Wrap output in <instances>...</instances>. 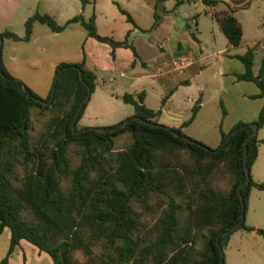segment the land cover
<instances>
[{"label": "trees", "instance_id": "trees-1", "mask_svg": "<svg viewBox=\"0 0 264 264\" xmlns=\"http://www.w3.org/2000/svg\"><path fill=\"white\" fill-rule=\"evenodd\" d=\"M90 1L79 0L80 8ZM201 1L214 5L219 0ZM158 2L154 1L149 29L158 22L155 11ZM119 11L135 26L125 9L119 7ZM233 11L226 4L212 13L228 46H237L242 41L241 26ZM34 21L45 24L51 31L78 22L86 36L109 45L111 58L118 46L127 47L137 57L134 46L127 40L129 29L122 39L100 34L93 12L87 18L77 12L57 23L50 14L34 11L24 19L21 36L6 29L0 30V36L27 40ZM261 25L264 27V22ZM257 46L258 39L243 52L234 54L242 65L241 71L234 74L237 79L255 84L257 91L250 96L262 97V105L253 120H238L226 132L219 128V143L215 147L181 130L198 110L200 93L193 99L189 115L178 126L157 122L160 108L147 107L141 89L120 96L123 102L131 104L130 115L107 125L77 127L86 99L73 119L74 112L86 94V85L89 92L93 88L92 70L85 68L82 61L57 62L51 80L53 93L50 97L49 89L40 98L9 74L0 55V231L4 226L9 231L0 264L7 263L9 253L20 239L45 252L51 264L93 263L92 246L97 242L102 245L103 257L99 259L102 264H219L218 245L222 250L232 230H254L264 238L262 228L245 224L243 218L228 230L241 215L236 186L245 178L243 165L249 172L257 144L263 141L256 136V130L246 137L253 124L256 128L264 124V57L256 70L252 68ZM171 91L160 98L161 104ZM30 107L48 108L52 112L45 129L35 139L29 134ZM220 109L224 114L221 104ZM122 131H127L131 140L114 149L113 138ZM69 146L75 147L78 156L75 164L71 163ZM219 168L229 175L226 189L211 184ZM250 186L264 189V181L249 176L239 188L242 214ZM151 196L153 201H149ZM135 202L157 210L147 227L140 220ZM75 249L86 256L84 262L73 256Z\"/></svg>", "mask_w": 264, "mask_h": 264}, {"label": "rangeland", "instance_id": "rangeland-1", "mask_svg": "<svg viewBox=\"0 0 264 264\" xmlns=\"http://www.w3.org/2000/svg\"><path fill=\"white\" fill-rule=\"evenodd\" d=\"M154 1L91 0L80 8L79 0H21L14 10V5L0 1V30H10L21 36L24 19L35 10L50 14L57 23H63L77 12L84 18L93 12L98 33L122 39L129 29L127 40L138 53L134 58L128 48L118 46L111 58L109 45L86 36L84 27L78 22L51 31L45 24L34 21L27 40L1 37V63L14 79L44 98L51 87L57 62L82 61L85 68L94 72L95 78L75 124L77 127L107 125L130 115L131 104L123 102L120 96L123 92L141 89L144 91L143 103L153 109L160 108L157 122L178 126L187 118L193 99L200 93L198 110L181 130L187 136L215 147L219 143V128L226 132L238 120H253L258 105H262V97L250 96L257 90L255 84L235 77L234 73L241 71L242 65L234 54L243 52L247 45L258 39L252 59L254 70L264 57V27L261 25L264 0H219L213 7L201 0H159L155 8L158 22L149 29ZM226 4L234 8L233 15L241 26L242 41L237 46L227 45L212 14ZM119 7L129 13L135 26L125 19ZM169 89H172L171 93L161 104L160 98ZM29 113V134L35 139L45 129L52 112L48 108L30 107ZM256 136L263 141L257 144L258 155L249 168V176L252 180L264 181V124L256 128ZM130 140V134L122 131L114 136L113 147L122 148ZM68 154L71 163L75 164L78 156L74 146H69ZM211 184L226 189L229 186L227 171L224 168L215 171ZM153 200L151 196L149 201ZM134 207L139 211L144 227L157 214L155 208L141 206L138 202ZM243 222L264 230V189L249 187ZM3 229L7 232L5 227ZM101 252V243H95L92 246L95 261L88 264H102L99 260L103 257ZM40 253L46 263L51 264L50 257ZM222 254L224 264H264V238L254 230L236 228L229 233ZM9 255L8 264H16V254L10 252ZM73 256L80 262L86 260L80 249H75ZM32 257L34 255L30 254L29 264H35Z\"/></svg>", "mask_w": 264, "mask_h": 264}, {"label": "crops", "instance_id": "crops-1", "mask_svg": "<svg viewBox=\"0 0 264 264\" xmlns=\"http://www.w3.org/2000/svg\"><path fill=\"white\" fill-rule=\"evenodd\" d=\"M0 1H4L6 2V5H14V8L13 10L15 9V7H17L19 5V2L21 0H0ZM210 7H213L212 5H210ZM36 11V10H35ZM132 44V43H131ZM127 48V47H126ZM135 49V48H134ZM115 50V48H114ZM113 50L114 52V55H115V51ZM136 51V50H135ZM131 52V51H130ZM137 53V52H136ZM137 56H138V53H137ZM257 69V68H256ZM255 69V70H256ZM254 70V69H253ZM257 91V90H256ZM255 93V92H254ZM261 105V104H259ZM259 105H258V109H259ZM257 109V108H256ZM257 109V110H258ZM257 113V112H256ZM260 139V138H259ZM263 140V139H262ZM262 142V141H261ZM258 155V151H257V154L256 156ZM256 158V157H255ZM254 162V161H253ZM255 181H258V180H255ZM5 227V226H4ZM3 227V228H4ZM1 229L0 231V258L4 255L5 251H6V247H7V244H8V238H9V231L7 229V227H5L7 229V232L4 231V229ZM24 239H20L18 241V243L13 247L12 252H14L16 254V257H17V262L16 264H29V262L31 261L30 258H29V255L30 254H33L34 255V263L35 264H48L46 263V259L43 257V255L40 253L41 250H38L34 245H32L31 243H29L28 241H26ZM33 246V247H31ZM35 248V249H33ZM38 250V251H37ZM43 252V251H41ZM45 253V252H44ZM10 256V255H8ZM11 258L10 257H7V263L8 264V261H10ZM51 261V260H50Z\"/></svg>", "mask_w": 264, "mask_h": 264}, {"label": "water", "instance_id": "water-1", "mask_svg": "<svg viewBox=\"0 0 264 264\" xmlns=\"http://www.w3.org/2000/svg\"><path fill=\"white\" fill-rule=\"evenodd\" d=\"M0 42H1V36H0ZM78 73H79V71H78ZM54 81H55V78H53V82H54ZM22 87H23V85H22ZM52 93H53V84L51 85V88H50V95H49L50 97H51ZM88 94H89V88H88V86L86 85V94H85L84 97L79 101V103H78V105H77V107H76V109H75L73 119H74V117H75V115H76L78 109L80 108L82 102L87 98ZM50 97H49L48 101L50 100ZM124 122H125V121L121 122L119 125H122ZM71 126L73 127V121L71 122ZM252 127H253L252 130L246 135V137H248L249 135H251V134H253V133L255 132V130H256V125L253 124ZM75 131H77V130H75ZM221 144H222V143H221ZM219 146H220V145H219ZM219 146H218V147H219ZM242 146H243V153H242V155H243V157H244V155H245L244 141L242 142ZM218 147H217V148H218ZM243 170H244V173H245V178H244L240 183H238V185L236 186V190H237V192H238V196H239V199H240L241 215H240L239 220H238V221H237L232 227H230L228 230L233 229V228H234V227H235V226H236V225L242 220V218H243V214H242V200H241V197H240V194H239V188H240L243 184H245V183L248 181V178H249V172H248V169L246 168L245 165H243ZM218 248H219V260H218V262H219V264H221L222 259H223V254H222V250H221V248H220L219 245H218Z\"/></svg>", "mask_w": 264, "mask_h": 264}]
</instances>
